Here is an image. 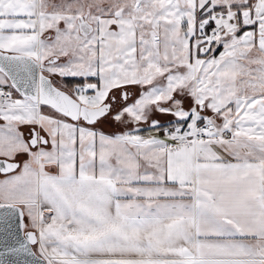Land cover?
I'll return each instance as SVG.
<instances>
[{
    "label": "snow or ice",
    "instance_id": "snow-or-ice-1",
    "mask_svg": "<svg viewBox=\"0 0 264 264\" xmlns=\"http://www.w3.org/2000/svg\"><path fill=\"white\" fill-rule=\"evenodd\" d=\"M0 175V264H264V0H0Z\"/></svg>",
    "mask_w": 264,
    "mask_h": 264
},
{
    "label": "rangeland",
    "instance_id": "rangeland-1",
    "mask_svg": "<svg viewBox=\"0 0 264 264\" xmlns=\"http://www.w3.org/2000/svg\"><path fill=\"white\" fill-rule=\"evenodd\" d=\"M98 126H102V127L99 128ZM97 127L106 133H112L115 131H119V129L115 125L110 124L108 121H102L100 124L97 125ZM0 179H3L2 175H0Z\"/></svg>",
    "mask_w": 264,
    "mask_h": 264
},
{
    "label": "crops",
    "instance_id": "crops-1",
    "mask_svg": "<svg viewBox=\"0 0 264 264\" xmlns=\"http://www.w3.org/2000/svg\"><path fill=\"white\" fill-rule=\"evenodd\" d=\"M154 118H156V119H159V120H161V121H166V120H170V119H172L170 116H156V117H154ZM99 128L100 127H102V126H98ZM23 159H26V157H22Z\"/></svg>",
    "mask_w": 264,
    "mask_h": 264
}]
</instances>
